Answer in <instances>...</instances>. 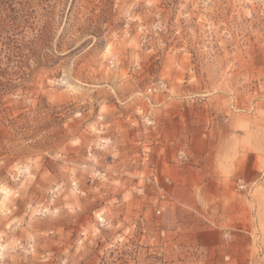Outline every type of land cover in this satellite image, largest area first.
Wrapping results in <instances>:
<instances>
[{"label":"rangeland","instance_id":"rangeland-1","mask_svg":"<svg viewBox=\"0 0 264 264\" xmlns=\"http://www.w3.org/2000/svg\"><path fill=\"white\" fill-rule=\"evenodd\" d=\"M0 264H264V0H0Z\"/></svg>","mask_w":264,"mask_h":264},{"label":"built area","instance_id":"built-area-1","mask_svg":"<svg viewBox=\"0 0 264 264\" xmlns=\"http://www.w3.org/2000/svg\"><path fill=\"white\" fill-rule=\"evenodd\" d=\"M179 159H186V157H185V155L183 154V153H181L180 155H179ZM243 186L242 185H240V188H242ZM159 212L157 211V214H158ZM228 237H229V235H228Z\"/></svg>","mask_w":264,"mask_h":264}]
</instances>
